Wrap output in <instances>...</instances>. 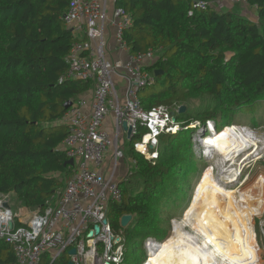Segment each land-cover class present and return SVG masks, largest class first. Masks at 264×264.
I'll use <instances>...</instances> for the list:
<instances>
[{
	"label": "trees",
	"instance_id": "1",
	"mask_svg": "<svg viewBox=\"0 0 264 264\" xmlns=\"http://www.w3.org/2000/svg\"><path fill=\"white\" fill-rule=\"evenodd\" d=\"M69 4L70 0H0V196L9 197L13 211L44 210L73 174L72 167H65L69 157L62 150L67 138L61 122L67 113L64 106L92 90L93 83H60L72 46L86 40L75 37L64 22ZM248 4L257 10L256 21L214 8H194L188 0L117 3L131 17L123 33L130 53H159L158 61L145 69L161 72L154 86L140 92L145 110L185 106L179 122L205 126L212 121L219 131L244 116L257 121L264 105V0ZM196 99L207 101L206 107L191 111L188 104ZM191 131L162 135L155 161L134 149L146 134L144 128L128 139L124 155L133 164L131 174L119 182L121 202H111L108 208L109 223L127 243L144 227L143 240L163 243L170 237L161 231L157 217L166 198L175 201L183 191L182 176L194 160ZM124 215L133 217L126 228L120 224ZM69 261L68 253L57 260L47 253L41 264ZM0 264H16L14 248L5 240H0Z\"/></svg>",
	"mask_w": 264,
	"mask_h": 264
},
{
	"label": "built area",
	"instance_id": "2",
	"mask_svg": "<svg viewBox=\"0 0 264 264\" xmlns=\"http://www.w3.org/2000/svg\"><path fill=\"white\" fill-rule=\"evenodd\" d=\"M119 1L113 0L114 9L109 14L106 2L70 0L64 22L75 37L85 36L86 40L72 46L65 60L68 70L60 83L92 82L93 88L73 101L61 121L67 127L62 150L74 161L73 174L65 188L47 202L44 210L17 212L0 207V240L13 246L16 264H41L47 253L57 260L71 249L77 252L69 256L74 264H125L127 240L122 232L113 230L108 220L109 204L122 199L116 173L125 158L121 142L127 131L123 124L126 122L132 129L130 138L137 136L140 128L146 130L134 149L149 161L158 159L162 135L173 136L193 126L177 120L178 107L143 108L140 92L155 85V74L145 69L158 61L159 53H130L123 33L132 21L126 10L117 6ZM188 1L194 8H214L219 12L248 4V0ZM108 27L114 28L116 49L124 58H108ZM111 115L112 129L108 126ZM109 152L111 162L106 168ZM106 169L111 174L102 172ZM17 223L23 226L17 227ZM155 242L148 239V255Z\"/></svg>",
	"mask_w": 264,
	"mask_h": 264
},
{
	"label": "bare ground",
	"instance_id": "3",
	"mask_svg": "<svg viewBox=\"0 0 264 264\" xmlns=\"http://www.w3.org/2000/svg\"><path fill=\"white\" fill-rule=\"evenodd\" d=\"M220 131H209L215 134L206 137L202 146L211 155L205 151L202 155L212 159L216 153L226 163L225 166L233 164L223 173V179L232 186L237 183L242 168L248 167V158L236 165L237 157L258 144L248 133L249 129L236 124ZM141 150L146 149L141 147ZM248 181L239 189L228 192L225 190L228 188L215 184L211 175L207 174L199 183L193 204L185 214V221L193 226L194 233L186 232L184 223L174 220L170 237L163 243L155 242L146 259L147 264H263L255 245L257 234L253 208L245 207L239 194L244 193L261 214L264 175H259L249 184Z\"/></svg>",
	"mask_w": 264,
	"mask_h": 264
},
{
	"label": "rangeland",
	"instance_id": "4",
	"mask_svg": "<svg viewBox=\"0 0 264 264\" xmlns=\"http://www.w3.org/2000/svg\"><path fill=\"white\" fill-rule=\"evenodd\" d=\"M111 43H113L112 44L113 46L114 45L113 39ZM230 55L231 54L229 53L227 54L228 59H230ZM155 89L158 90L159 87H155ZM206 103L207 101L203 99H196L193 100L192 103L188 104V108L191 111H198V109L205 108ZM261 111L262 112H260V114L256 116L257 121L255 122L252 121L251 116H244L242 118H238L234 122V124L243 127L244 129H249L248 133L253 137V139L258 144V146L253 149H251L252 147H250V149H248L249 151H244L237 157L236 165L238 164L239 161L242 162L244 158L246 159L248 158L249 159L247 162L248 164L246 163L248 167L245 168L244 166V168H242L241 174H239L240 176H238L237 183L233 184L232 186L228 185L225 179H223V173L228 171L229 168L231 169L233 164H228L227 166H225L226 163H224L222 158L218 157L216 153H214V158H212L214 162L217 159V162H215L216 164L213 163L212 159H207V156L205 157L204 155H202V151H205V149H203L202 146L203 143L202 141H204L205 138L211 134L209 132L210 130L216 129L215 124L212 121H208L205 127L198 125L192 129L185 130V132L192 130L189 133V138L192 144L194 160L192 164L186 169L185 173L182 176L183 184L181 185L184 186L182 188L183 191L178 195H176L175 201L171 199L168 200L166 198L164 205L160 209V213L157 218L160 221V229H162L161 231H163L164 233L171 234L174 220H177L179 222L184 223L186 232L190 234L194 233L193 226L190 223H187V221H185V214L193 204V201L196 197L195 194L199 189L198 186L199 183L203 181V178L207 174L211 175L215 184L222 185L225 186V188H228L225 189L228 192H231L237 188L239 189L247 180H249L248 181L249 184L259 175H264V105L261 107ZM129 142H130L129 140H127L126 142L125 154L126 151H128L129 149L130 146ZM127 161H129V159L127 158V156H125L124 160L121 163H119L120 165L118 169V171H120L122 164H124V162L126 163L123 174V176L125 177L130 172L133 166V164H130V162L127 163ZM220 161H222V163ZM105 166L106 168L110 166V160L108 161L106 159ZM109 174H111V171H109ZM239 196L240 198L243 199L245 207L253 208L254 226L256 228V234H257L255 239V245L257 246L258 257L260 261L264 264V204L262 203V213L258 214L256 207L252 206L249 198L247 196H244V193L239 194ZM14 199L15 196L12 194L10 197L11 203L14 202ZM3 200L4 198H1L0 202ZM16 211L19 212L20 210L17 209ZM24 215L26 216V214ZM25 216L22 217V220L25 219ZM145 231L146 228L144 227L141 230L136 231L133 235H131L130 238H128L129 240L126 246L127 251L125 257V264H147L146 259H148L149 257L148 247H147L149 238L143 240Z\"/></svg>",
	"mask_w": 264,
	"mask_h": 264
},
{
	"label": "crops",
	"instance_id": "5",
	"mask_svg": "<svg viewBox=\"0 0 264 264\" xmlns=\"http://www.w3.org/2000/svg\"><path fill=\"white\" fill-rule=\"evenodd\" d=\"M97 1H99L101 3L106 2V5L108 6V12H109V14L112 13V11L114 9V2H113V0H97ZM227 8H229V7H227ZM225 11L239 14L241 16L247 17L248 19H250L252 21H256L257 20V10L254 7H252V6H250L249 4H246V3H240L239 5L232 6L230 8V10L227 9ZM114 35H115L114 34V28L113 27H108L106 29L105 38H106L107 43H108V47H107V53H109V57L108 58L111 61H114V59L119 58V57L120 58H124V55L122 53H120V52L117 51L115 42H114V45L112 46L113 43H111V42H112V39L114 40ZM110 43H111V45H110ZM118 84H122V83L121 82H118ZM113 121H114V116L111 115L109 117V119H108V126L111 129H112V126L114 124ZM227 127H229V126H226L225 129ZM213 134H215V132H213L211 135H213ZM127 140H128L127 135H125V136L122 137L121 146L123 148V151H125ZM202 152H204V151H202ZM205 153H207L209 156L211 155L210 153H208L206 151H205ZM209 156H207V157H209ZM107 160L108 161L110 160V162H111V152H109V154L107 156ZM127 163H128V161H127ZM125 166H126V163L124 162V164H122V166L120 168V171H118V173H117V176H116L117 182H121V181H123L125 179V176H123ZM102 172L103 173L106 172V174L109 175V171L107 169H106V171H102ZM19 210L22 211V212L23 211H29V210H27L25 208H21Z\"/></svg>",
	"mask_w": 264,
	"mask_h": 264
},
{
	"label": "water",
	"instance_id": "6",
	"mask_svg": "<svg viewBox=\"0 0 264 264\" xmlns=\"http://www.w3.org/2000/svg\"><path fill=\"white\" fill-rule=\"evenodd\" d=\"M159 74H161L160 71H155V76H158ZM73 104V101H68L66 104H65V109L68 110ZM186 107L185 106H182L180 107L179 109V113H184L186 112ZM123 129L127 131V137L128 139H130L131 137V134H132V129L131 128H128L127 126V123L125 122L123 124ZM74 165V161L72 159L68 160L66 163H65V167L66 166H70L72 167ZM0 207L4 208V209H11L10 205H9V197H5L4 200L0 203ZM132 216L131 215H124L122 218H121V221H120V224L123 228H126L128 227V225L131 223L132 221ZM10 227H12V225H10ZM97 231H98V228H97ZM76 249H71L69 252H68V256H75L76 255ZM68 264H74L73 261H69Z\"/></svg>",
	"mask_w": 264,
	"mask_h": 264
},
{
	"label": "snow or ice",
	"instance_id": "7",
	"mask_svg": "<svg viewBox=\"0 0 264 264\" xmlns=\"http://www.w3.org/2000/svg\"><path fill=\"white\" fill-rule=\"evenodd\" d=\"M174 131V130H173ZM154 143V142H153Z\"/></svg>",
	"mask_w": 264,
	"mask_h": 264
}]
</instances>
